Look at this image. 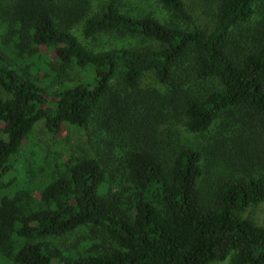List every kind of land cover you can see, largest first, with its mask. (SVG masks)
I'll return each instance as SVG.
<instances>
[{
	"label": "trees",
	"instance_id": "obj_1",
	"mask_svg": "<svg viewBox=\"0 0 264 264\" xmlns=\"http://www.w3.org/2000/svg\"><path fill=\"white\" fill-rule=\"evenodd\" d=\"M92 1L0 0V264H264V226L241 216L264 200V0H197L204 25L182 0H157L182 27ZM78 25L151 44L94 51ZM175 105L193 135L221 119L215 155L176 139ZM39 120L104 137L18 159ZM86 224L108 244L55 241Z\"/></svg>",
	"mask_w": 264,
	"mask_h": 264
},
{
	"label": "rangeland",
	"instance_id": "obj_2",
	"mask_svg": "<svg viewBox=\"0 0 264 264\" xmlns=\"http://www.w3.org/2000/svg\"><path fill=\"white\" fill-rule=\"evenodd\" d=\"M98 1L100 3L103 0H93V5H96ZM182 1L185 7L189 10L190 14L193 16V20L196 19L197 24L204 25L207 23L206 17L201 16L203 13H200V10L197 7V4L200 2L197 0ZM121 2L124 7H128L131 11L147 12L162 23L165 22L172 26H184L183 23L185 22L179 18L177 19L169 9L162 6L157 0H121ZM209 10L210 9L207 6V11ZM201 17H203V19ZM190 24H192V21ZM75 31L79 42L83 46L94 51H103L119 47H142L144 45L151 44V42H146V40H142L136 35L120 34L117 32H102L86 37L81 33V25L75 27ZM66 72L70 73L68 70H66ZM140 86H145L150 91L153 90L159 93L162 97L167 98L172 95L173 98H175V94L169 93L168 90H164L163 88L158 89L159 86L153 82L151 75H144ZM109 92L119 95L122 93V88L116 81H113L109 87L108 94ZM123 92H125V90H123ZM0 94L5 96V93L1 88ZM106 100L107 95L102 98V103L106 102ZM174 108L173 113L170 114L169 124L173 129L176 139H178L179 142L187 141L192 144L195 143L199 146V148L206 147L210 154L215 155L206 145L210 143L211 137L216 135L217 126L220 124L221 119H217L213 128L209 131L193 135L187 133L181 128L177 121L179 120V107L175 105ZM98 113H101L100 109ZM166 125H168V123H165L163 126L166 127ZM91 128V124L82 130L75 129L69 125H64L56 133L50 134L44 131L43 121L39 120L32 126L29 134L22 140L17 158L20 160L25 159L29 157L34 150L40 151L44 154H60L64 157H67L70 154L77 155L89 152L92 144L104 137V134L101 135L98 131H92ZM241 216L252 220L257 225L264 226V200L246 208L241 213ZM85 237L97 240L101 246H106L108 244V239L104 231L99 226L92 224L78 226L71 231L55 236L54 239L57 242L71 243L77 240H82ZM216 264H227V261L223 260L217 262Z\"/></svg>",
	"mask_w": 264,
	"mask_h": 264
}]
</instances>
